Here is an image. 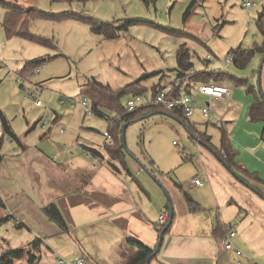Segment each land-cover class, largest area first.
<instances>
[{
	"label": "crops",
	"instance_id": "obj_1",
	"mask_svg": "<svg viewBox=\"0 0 264 264\" xmlns=\"http://www.w3.org/2000/svg\"><path fill=\"white\" fill-rule=\"evenodd\" d=\"M8 1L55 13L56 3L51 0ZM246 1L253 3L249 8L263 0H242V4ZM7 12L8 8L0 4V45L10 40L3 27ZM260 13L264 10L258 16ZM260 65L254 73L255 81L245 79L256 89L259 87L264 95V62ZM176 76L177 71L173 77L161 72L152 85ZM200 82L191 78L184 90L197 99L201 97L202 105L207 97L198 92ZM220 83L231 85V91L211 101L215 118L209 121L200 115L188 117L193 128L204 138L209 137L214 147L193 137L196 149L192 159L197 163L202 184L191 183L188 188L178 169L165 174L163 170L152 169L153 162L148 169L157 180L133 160H127L130 173L101 164L88 151L106 157L105 146L80 136L66 143L61 139L60 147L49 141L54 135L51 129L41 140L27 143L7 137L10 143H18V147H12L10 157L4 155L1 161L9 162L5 172L11 176L8 183H0V193L9 213L26 226L19 227L13 220L7 222L8 236L3 238L0 251L9 246L26 245L39 237L45 252L68 255L65 246L75 242L79 248L77 255H86V264H121L136 250L127 244L130 238L156 250L161 233L156 222L161 213L169 211V228L161 248L153 253L148 264H237L236 256L223 243L230 225L236 230L232 241L243 250L244 263L264 264V121L250 119L255 96L246 91V86L230 84V81ZM216 129L221 131L217 136ZM223 129L234 152L232 160L238 164L234 169L217 153ZM45 138H48L46 144ZM163 189L168 190L174 207L172 220L170 201ZM50 202H55L61 210L68 232L43 212L45 204Z\"/></svg>",
	"mask_w": 264,
	"mask_h": 264
},
{
	"label": "rangeland",
	"instance_id": "obj_2",
	"mask_svg": "<svg viewBox=\"0 0 264 264\" xmlns=\"http://www.w3.org/2000/svg\"><path fill=\"white\" fill-rule=\"evenodd\" d=\"M190 2L157 0L147 5L143 0H89L84 4L56 3L55 13L74 10L104 22H115L117 26L128 20L136 22L120 30L117 37L105 38L79 18L36 19L31 21L30 31L53 39L55 46H44L17 35L3 42L0 45V110L21 142L41 140L51 129L54 135L49 141L55 146L60 147L61 139L66 143L78 136L105 146L104 133L111 128L110 118L115 112L104 109V116L86 112L81 101L86 98L89 108H92V101L81 95V87L96 78L113 89H120L144 76L141 84L151 88L160 72L174 76L176 52L182 42L191 48L195 70L226 71L235 77L255 81L254 73L261 66V54L256 53L245 68H238L231 62L230 50L239 45L250 48L262 41L256 20L258 12L264 10V0L249 8L242 0H207L206 7H203L204 0H200L191 13H187ZM218 24L219 32L215 29ZM174 30L188 32L195 38L179 37ZM208 53L213 55L212 60H207ZM34 59L41 60V65L29 71L27 63ZM146 93L152 94L151 91ZM132 95L125 93L121 104L126 106ZM200 101L202 98L198 97L199 105ZM199 112L195 111L193 116L199 118L200 115L207 120ZM220 133V129H216V136ZM122 140L121 133L119 141ZM43 141L46 144L48 138ZM16 142L10 143L6 136L3 155H8L12 147H18ZM125 144L126 161L133 160L147 168L153 162L150 167L163 170L165 174L178 169L187 188L191 183L195 185V177L201 176L192 159L196 141L179 120L162 112L131 122L125 129ZM8 163L6 160L0 163V183L9 182L11 175L5 172ZM7 225L0 226V247L4 245L3 238L8 236ZM67 244L64 250L68 255L45 252L43 247L40 264H56L60 258L79 253L75 242Z\"/></svg>",
	"mask_w": 264,
	"mask_h": 264
},
{
	"label": "trees",
	"instance_id": "obj_3",
	"mask_svg": "<svg viewBox=\"0 0 264 264\" xmlns=\"http://www.w3.org/2000/svg\"><path fill=\"white\" fill-rule=\"evenodd\" d=\"M52 3H86L89 0H51ZM147 5L150 3H155L157 0H143ZM200 0H191L187 13H191L196 4ZM0 4L8 8V12L3 21V27L5 34L8 38L12 36H20L27 38L38 44L53 47L55 42L53 39L38 35L30 31L31 21L36 19H52L60 20L64 18H79L87 21L91 25L93 32L104 36L105 38H115L118 36L119 31L122 29H127L129 25L136 22L135 20H128L124 24L116 25L115 22H104L97 18L88 17L81 13H78L74 10H68L62 13H52L41 10L37 7H24L18 4H15L8 0H0ZM258 29L262 34V41L256 43L250 48H245L242 45H239L236 48L230 50L231 62L235 64L238 68H245L249 62L252 60L256 53L263 55L261 64L264 62V13H260L256 20ZM219 24L215 26L217 32H219ZM179 37H194L188 32L173 31ZM198 39V38H197ZM177 59V75L178 76H189L192 79H199L202 82H225L230 81L238 86H246V91L252 93L255 96V99L250 107L249 115L250 119L253 121L263 120L264 121V97L262 96V91L256 89L254 85L249 84L248 80L245 78H238L226 71H220L215 69L204 68L202 70H195L194 62L192 60V51L191 48L187 46L186 42H182L178 47L176 52ZM39 59L31 60L27 63V68L30 70H36L39 68L40 64ZM161 73V72H160ZM144 77V76H143ZM142 77V78H143ZM141 79L136 83H132L125 88L113 89L109 84H104L96 78H91L87 83L81 87V95L89 97L92 101L93 112L99 116H104V109H108L115 112V117L110 118V122L115 120L114 124H111L109 132L113 138V144H105L106 152L109 154L110 159H107L106 165L110 166L112 169L118 171L120 168H123L125 171L130 173V168L125 160V152L123 140L119 141V135L122 133L124 126L127 123H130L140 117H144L151 112H164L169 113L175 116L189 131L191 136L200 138L205 142V144L211 146L210 138L203 136L202 133L198 132L193 128L192 124L189 122V118L184 115L182 110H167L157 107L156 105H147L136 108L135 110L129 111L128 108L121 104V97L125 93L133 94H143L148 91H151L152 94H156L161 83L151 85V88L144 87L141 84ZM9 137L12 140H17L20 142L18 135L13 131L8 119L0 110V162L3 160L2 146L5 140V137ZM264 136V133H263ZM228 134L225 129L222 130L221 137V146L217 153L224 159L226 164L232 169L238 164L232 160V155H234L231 146L229 145ZM94 151V149H93ZM98 152V151H97ZM98 154V153H96ZM100 154V153H99ZM101 155V154H100ZM103 156V155H101ZM108 157V158H109ZM115 161V162H114ZM187 198L190 202L193 199L187 194ZM43 212L48 216V218L55 222L64 232L69 231L68 224L55 202H50L43 207ZM13 220L17 222L14 215L9 213L5 201L0 193V226L4 223ZM168 222V220H167ZM159 228L160 232L166 227V231L169 228L168 223ZM17 226L24 227L26 226L23 222H17ZM157 226V225H156ZM127 244L136 248L134 253L125 259L121 264H148L151 258L153 257L154 249L148 245H145L138 239L130 238L127 241ZM42 240L39 237L34 238L26 245L15 246V247H6L0 251V264H40L42 256Z\"/></svg>",
	"mask_w": 264,
	"mask_h": 264
},
{
	"label": "built area",
	"instance_id": "obj_4",
	"mask_svg": "<svg viewBox=\"0 0 264 264\" xmlns=\"http://www.w3.org/2000/svg\"><path fill=\"white\" fill-rule=\"evenodd\" d=\"M252 4L253 3L249 1H246L244 3V5L246 6H250ZM206 58L207 60H212L213 55L208 53ZM188 80H191L189 76L183 77L177 75L171 80L161 83L156 94L154 95H150L147 93L133 94L127 100L126 107L129 111H132L141 106L156 105L157 107L167 110H182L186 117L193 116L194 112L199 110L207 120H213L215 118V114L211 101L213 99H221L227 96L231 91L230 86L218 82H200L198 84V92L200 95L206 96L207 100L204 104L199 105L197 102V97L194 96L192 93L184 90L185 84L188 82ZM81 103L85 107L86 112H93V109L89 108V104L86 98H84ZM114 123L115 120H112L111 124ZM104 135L107 138V144H113V138L109 130L105 131ZM88 154H93L95 160L101 164H105L108 159L107 156L105 157L104 155L101 156L100 154H94L91 151H88ZM194 181L196 184H202L200 178H196ZM168 217L169 211L161 213L156 222L157 227H163L166 224ZM235 234L236 230L234 226L230 225L223 238V243L225 245V248L232 251L233 254L236 256L237 264H245L244 261L241 259V257H243L244 255L243 250L235 246L232 241V237ZM86 262V255L79 254L69 258H60L56 264H86Z\"/></svg>",
	"mask_w": 264,
	"mask_h": 264
},
{
	"label": "water",
	"instance_id": "obj_5",
	"mask_svg": "<svg viewBox=\"0 0 264 264\" xmlns=\"http://www.w3.org/2000/svg\"><path fill=\"white\" fill-rule=\"evenodd\" d=\"M260 73V72H259ZM262 96L264 97V95L262 94ZM155 112H151V113H149V114H147L146 116H150V115H152V114H154ZM163 114H166V115H168V116H171V117H173V118H175V119H177L175 116H173V115H171V114H169V113H164V112H162ZM146 116H144V117H146ZM144 117H140L139 119H141V118H144ZM137 120V119H136ZM131 123V122H130ZM130 123H127L125 126H124V130H123V145H124V148H126V144H125V129L127 128V126L130 124ZM192 137H194V138H196L195 136H192ZM197 139V138H196ZM140 164H142V163H140ZM142 167H143V169H145L150 175H151V177L153 178V179H156L157 180V178L155 177V175L154 174H152L151 173V171L145 166V165H141ZM161 184V183H160ZM162 185V184H161ZM164 191H165V193H166V195H167V198H168V200L170 201V206H171V214H170V218H171V220H172V218H173V215H174V207H173V205H172V202H171V197L169 196V194H168V192H167V190L166 189H164ZM171 220H170V222H169V224L171 223ZM165 232H166V227L161 231V233H160V238H159V241H158V245H157V248H156V250L154 251V254L155 253H157L158 251H159V249L161 248V245H162V242H163V239H164V235H165Z\"/></svg>",
	"mask_w": 264,
	"mask_h": 264
}]
</instances>
